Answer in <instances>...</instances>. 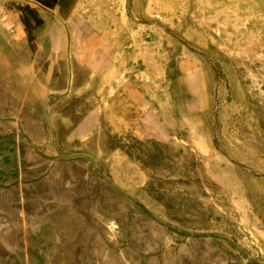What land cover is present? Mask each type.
I'll list each match as a JSON object with an SVG mask.
<instances>
[{
  "label": "rangeland",
  "instance_id": "374dc122",
  "mask_svg": "<svg viewBox=\"0 0 264 264\" xmlns=\"http://www.w3.org/2000/svg\"><path fill=\"white\" fill-rule=\"evenodd\" d=\"M65 3L0 0V264H264V0Z\"/></svg>",
  "mask_w": 264,
  "mask_h": 264
},
{
  "label": "bare ground",
  "instance_id": "6f19581e",
  "mask_svg": "<svg viewBox=\"0 0 264 264\" xmlns=\"http://www.w3.org/2000/svg\"><path fill=\"white\" fill-rule=\"evenodd\" d=\"M29 16V15H28ZM22 22L24 23L23 26L20 28L19 32H17L16 34H10L8 32V25L6 22V19L3 17V15H1L0 13V34L6 38L8 37H13V36H18L21 37L23 39L26 40H31L33 35H32V31L31 28L26 26L27 23L32 22L33 18L31 16L27 17V18H22ZM254 43H249V47H253ZM0 66H3L7 69L8 72H11V66H10V62L8 63L6 58H2L0 57ZM114 74V72H113ZM125 78H119V83L122 82ZM169 84V81H168ZM168 84H166V89H165V95H166V100L164 102V111H163V116H164V121L166 126H170L172 127V129H174V133H176L177 131V118L175 116V110H176V104L174 102V94L172 91L168 90ZM92 109V108H90ZM189 119V121H191V117H187Z\"/></svg>",
  "mask_w": 264,
  "mask_h": 264
},
{
  "label": "crops",
  "instance_id": "0c3cea01",
  "mask_svg": "<svg viewBox=\"0 0 264 264\" xmlns=\"http://www.w3.org/2000/svg\"><path fill=\"white\" fill-rule=\"evenodd\" d=\"M65 1L66 0H35V3H37L40 10H46L50 14H55L50 8L61 9V7L66 4ZM40 10L38 11L37 15H44L45 13Z\"/></svg>",
  "mask_w": 264,
  "mask_h": 264
}]
</instances>
